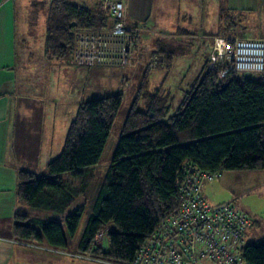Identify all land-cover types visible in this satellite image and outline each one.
Returning a JSON list of instances; mask_svg holds the SVG:
<instances>
[{"label":"trees","instance_id":"1","mask_svg":"<svg viewBox=\"0 0 264 264\" xmlns=\"http://www.w3.org/2000/svg\"><path fill=\"white\" fill-rule=\"evenodd\" d=\"M42 3L33 6L38 9ZM46 14L44 51L52 59L71 58L76 31L100 30L111 23L103 10L75 0H49ZM235 22L223 15L219 35H227ZM176 54L161 41L146 61L138 52L137 67L143 66V74L93 198L73 205L96 178L92 167L100 161L121 106V92L80 102L45 172H18V199L33 212L16 213L13 232L18 239L44 240L61 249L76 238V254L128 264L151 230L176 209L173 183L184 160L217 173L264 168V75L238 79L227 73L218 79V67L206 57L189 91L170 113L167 94L159 88L149 90L147 74L157 68L167 71ZM154 57L161 62L151 67ZM100 229H105L104 236L95 242ZM241 252L244 264H264V234L255 242L244 240Z\"/></svg>","mask_w":264,"mask_h":264},{"label":"crops","instance_id":"2","mask_svg":"<svg viewBox=\"0 0 264 264\" xmlns=\"http://www.w3.org/2000/svg\"><path fill=\"white\" fill-rule=\"evenodd\" d=\"M36 1L44 2L45 0H0V264H104L99 260L76 257L77 251L75 252L74 243L76 238L71 241L74 247L70 252V254L72 253L70 257L67 247L54 248L44 240H20L13 232L16 213L32 212L26 204L18 199V172L21 169L37 173L44 172L47 162L52 157L47 155H50L53 148H56L55 153H57L62 147L68 125L73 119L71 118L69 121V118L64 117V127L62 125L60 134L56 136L57 127L55 125L58 121L54 115L59 114L61 117V114L69 113L68 106L70 104L76 111L79 103L85 99L84 92L83 90L80 92L75 76L60 74V78L57 77L54 82L53 89L52 83L49 82L44 87V91L41 87L37 91L39 88L36 82L37 78L31 77V73L36 76L42 75L46 67L57 68L61 73L71 70L73 75L78 73L80 68L91 70L86 66L70 65L69 62H72L70 57L66 59L48 57L44 51L47 2L42 3L44 6L37 9L33 6V2ZM75 1L78 4L91 2V0ZM184 1L187 2V6L182 8V0H126L127 23L137 29L140 60L146 61L151 52L157 49L159 41L163 42L167 48L177 51L170 67L165 72L164 80L174 59L179 56H183L185 59L193 57L191 53L195 50L197 43L191 41L193 36L188 32L189 30L175 23H172L167 28L168 30L155 31L153 26H149L151 19L178 21L181 14L187 13L189 14L188 18L191 19L196 13H199L200 19L206 20L207 13V18L209 16L213 23L210 24V29L206 34L196 36L199 38L196 39L199 40V42L197 41L199 49L201 50L203 46L207 49L201 53L203 62L210 51L208 48H211V37L219 35L223 31V15L228 14L236 19L233 29L227 35L235 36L232 31L250 27L252 34H243L240 37H264V0H216L215 2L212 0L208 7H204L203 4L198 6V0ZM94 3L95 7L83 5L96 11L97 2ZM253 13L256 15L253 16ZM181 47L185 49L183 53L178 51ZM195 53H198L197 48ZM115 74L114 85H111V90L107 92L109 94L113 93L122 83V77L126 73L121 70L120 76L119 71H115ZM142 74L143 66H138L134 71L127 73L125 79L127 82L130 80L128 83H132L136 77H141ZM148 74V88L150 85L152 88H156L157 84H151ZM152 75L156 76L154 73ZM158 88L162 89L160 84ZM43 154L45 156H42ZM219 175L221 176L219 177ZM224 175L226 177L253 175V180L248 182H251L254 188L264 187V168L236 172L224 171L220 172L218 177L221 179L225 177ZM224 181L227 180L224 178ZM253 226L252 223V226L246 231L244 240L250 235H255V232L252 233ZM81 228L78 227L76 237Z\"/></svg>","mask_w":264,"mask_h":264},{"label":"built area","instance_id":"3","mask_svg":"<svg viewBox=\"0 0 264 264\" xmlns=\"http://www.w3.org/2000/svg\"><path fill=\"white\" fill-rule=\"evenodd\" d=\"M106 7L111 19L108 26L74 33L72 62L134 69L140 62L138 36L137 29L127 23L126 0H108ZM207 60L218 67V79L227 73L238 79L264 75V37L212 36ZM160 62L154 57L149 65ZM218 174L184 160L173 183L178 194L176 209L151 230L128 264H244L241 249L253 221L231 201L213 203L206 198L203 185ZM104 233L100 229L94 241ZM79 257L95 260L90 255Z\"/></svg>","mask_w":264,"mask_h":264},{"label":"rangeland","instance_id":"4","mask_svg":"<svg viewBox=\"0 0 264 264\" xmlns=\"http://www.w3.org/2000/svg\"><path fill=\"white\" fill-rule=\"evenodd\" d=\"M45 1L47 3L49 2V0H45ZM107 1L108 0H91L92 3L88 2V3H80V4H85L91 7H95L94 2H97L96 11L101 9L107 14V9H106ZM211 1L212 0H198V6L203 4L204 7H208ZM215 1L216 0H213V2ZM175 6L177 5L175 4ZM181 6L182 8L186 7L187 2L182 0ZM188 15L189 14L187 13L181 14L178 21L176 20L172 21L170 19H166V20L165 19H158V20L151 19L149 21V26L150 27L153 26V28H155L154 29L155 31L168 30L167 28L172 23H175L176 25H180V27L189 30L188 32H190V34H192L193 36L191 41H193V43H197L195 45V50H193V52L191 53L193 57H190L189 59H185L183 58V56H179L174 59L173 64L165 80L163 79V77L166 74L165 72L167 71L163 69L157 68V69L149 70L148 72L149 73L148 79H150L151 84L153 85L157 84L156 88H158L160 84V87L162 88L160 90L161 93L167 94V101L170 106V110H169L170 113L178 106L184 93L186 91H189L191 83L193 82L194 78H196V76L200 72V69L202 66L201 64L203 63V60L201 58V53L205 52V50L207 49L205 46H203L201 50L199 49L200 47L198 43L199 40H196L199 38L196 36H201L202 34H206L208 30L210 29V24L212 25L213 23V20L210 19L209 16L207 18V15H208L207 13H206V20L200 19L199 13H196L193 17H191V19L188 18ZM254 15L256 14L253 13V16ZM250 17H251V14H250ZM246 22H248V19H246ZM97 28H100V27H97ZM232 32L234 33L235 36L237 35L238 37L243 36V34L251 35L252 28L248 27V28H244L240 30L238 29ZM196 48L198 49V53H195ZM189 49L190 47L188 48V51ZM208 49H210V47ZM184 50L185 49L182 47L178 49L180 53H183ZM69 64L73 66L75 65L72 62H69ZM197 64L198 66H196ZM89 68L91 70H88V68H85V69L80 68L78 69V73H74L73 75L71 70L65 73L63 72L61 73V71H59V69L57 68L53 67L52 69H50L46 67L45 70L42 72V75L38 74V76H36L35 74L31 73V77L35 76L37 78L36 82H37V85L39 86L37 91L40 90V87L42 88V91H44L45 90L44 87H46V85L49 84V82L52 83V89L54 88V82L57 77L60 78V74L66 75V76H75L78 80L77 84L80 88V92L81 90H83L84 92L83 97L85 96L84 100H86L91 97L104 96L105 94H109L107 93L109 92L108 90H111L110 89L111 85H114V81L116 77L115 71H119V76H120L121 70L124 72L126 70L124 68H114V67L97 68L95 66H89ZM38 71H41V70L38 69ZM152 73H154V75L156 74V76L155 77L153 75L151 76ZM136 79L139 80L140 77H136L132 81V83H128L130 80L127 82V80L124 79V82L125 80L126 82L124 83L122 81V83H120V85L115 89L114 92L122 93V102H121L120 109L118 110V113L114 119L107 142L102 151L100 161L94 167H92L93 173L94 175H96V178L90 183L85 196H80V197L78 196L73 205L79 204L81 202H86L88 199H91L94 197V194L96 193V190H97V183L99 181V176L101 178L105 168L110 163V159L113 155L114 148L118 140V134H119L121 125L124 121L129 104L132 102V99L135 95L136 86H137L136 84L138 83V80ZM73 80H74V77H73ZM156 88H152L151 85L149 86V90H154ZM68 107H69V111H68L69 113L61 114V117L59 114L54 115V117H56L58 121L57 125H55V127H57L56 136L60 134L62 130V125L64 127V124H65L64 117L69 118V121H70L76 112L73 105L70 104ZM55 149L53 148L50 155H47L49 157L52 156L51 159L54 158L59 153L61 148L59 149V151H57V153H55ZM42 156H45V154H43ZM44 172H45V168H44ZM220 176L221 175H219V177ZM219 177L215 178V180H213L212 182L208 184H206L207 183L206 182L205 187H204L205 184L203 185L204 195L207 196L206 198L210 202H213V203L231 201L239 210L245 212L250 217V219L253 221L254 231L252 233L255 232V235L253 234L245 238V242H255L256 240L261 238V236H263L264 234V187L254 188L252 183L248 182L250 180H253L254 178L253 175H250V176L249 175H245V176L244 175H232L230 177H226V176L222 177L221 179ZM224 178L227 181H224ZM39 216H43V215L41 214ZM86 217H87V213H85L80 219V223L78 226L79 229L84 224ZM73 247H74L73 243H70V245L67 246V252H68V255H70V257L72 255V253L70 254V252L73 250L72 249ZM75 256L79 257L80 255L75 254ZM205 264H209V263H205Z\"/></svg>","mask_w":264,"mask_h":264}]
</instances>
